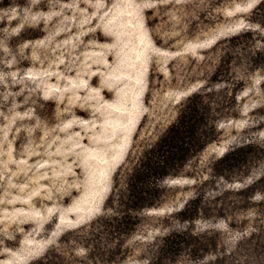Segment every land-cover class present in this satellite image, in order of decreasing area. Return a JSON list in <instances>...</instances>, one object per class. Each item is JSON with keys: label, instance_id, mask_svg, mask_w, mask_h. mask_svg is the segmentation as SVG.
Returning a JSON list of instances; mask_svg holds the SVG:
<instances>
[{"label": "rangeland", "instance_id": "rangeland-1", "mask_svg": "<svg viewBox=\"0 0 264 264\" xmlns=\"http://www.w3.org/2000/svg\"><path fill=\"white\" fill-rule=\"evenodd\" d=\"M193 93L213 137L122 230ZM0 264H264V0H0Z\"/></svg>", "mask_w": 264, "mask_h": 264}, {"label": "trees", "instance_id": "trees-1", "mask_svg": "<svg viewBox=\"0 0 264 264\" xmlns=\"http://www.w3.org/2000/svg\"><path fill=\"white\" fill-rule=\"evenodd\" d=\"M215 131L216 126L209 118L208 107L200 94L193 93L182 105L177 118L146 148L130 174L122 203L123 211L129 214L130 211L152 205L161 193L162 181L200 150ZM231 154L230 158L236 159L242 155V151L239 149ZM128 217L130 214L121 217L119 225H123L122 230L132 223ZM171 238H166L164 247L169 252H177L178 242Z\"/></svg>", "mask_w": 264, "mask_h": 264}]
</instances>
